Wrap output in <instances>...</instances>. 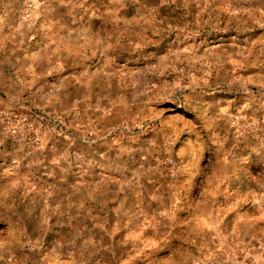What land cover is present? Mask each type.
Listing matches in <instances>:
<instances>
[{
	"label": "rangeland",
	"instance_id": "1",
	"mask_svg": "<svg viewBox=\"0 0 264 264\" xmlns=\"http://www.w3.org/2000/svg\"><path fill=\"white\" fill-rule=\"evenodd\" d=\"M0 264H264V0H0Z\"/></svg>",
	"mask_w": 264,
	"mask_h": 264
}]
</instances>
